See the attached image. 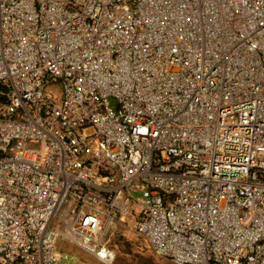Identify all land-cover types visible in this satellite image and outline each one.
<instances>
[{
  "label": "built area",
  "instance_id": "1",
  "mask_svg": "<svg viewBox=\"0 0 264 264\" xmlns=\"http://www.w3.org/2000/svg\"><path fill=\"white\" fill-rule=\"evenodd\" d=\"M126 221L264 264V0H0V264H107Z\"/></svg>",
  "mask_w": 264,
  "mask_h": 264
},
{
  "label": "rangeland",
  "instance_id": "2",
  "mask_svg": "<svg viewBox=\"0 0 264 264\" xmlns=\"http://www.w3.org/2000/svg\"><path fill=\"white\" fill-rule=\"evenodd\" d=\"M49 90L57 99H60L62 87L52 85ZM147 194H136L146 197ZM110 232L106 237L107 245L115 253L114 264H172L165 258L157 256L148 242L134 232L133 223L126 221ZM58 250L67 264H104L96 257L86 254L66 242H59Z\"/></svg>",
  "mask_w": 264,
  "mask_h": 264
},
{
  "label": "bare ground",
  "instance_id": "3",
  "mask_svg": "<svg viewBox=\"0 0 264 264\" xmlns=\"http://www.w3.org/2000/svg\"><path fill=\"white\" fill-rule=\"evenodd\" d=\"M114 261H115V257H114L113 260H111V261H107L106 263H107V264H114Z\"/></svg>",
  "mask_w": 264,
  "mask_h": 264
},
{
  "label": "crops",
  "instance_id": "4",
  "mask_svg": "<svg viewBox=\"0 0 264 264\" xmlns=\"http://www.w3.org/2000/svg\"><path fill=\"white\" fill-rule=\"evenodd\" d=\"M119 225H121V226H122L123 224H122V223H120ZM119 225H118V226H119ZM134 232H135V231H134ZM71 246H72V245H71ZM72 248H73V249H75L73 246H72Z\"/></svg>",
  "mask_w": 264,
  "mask_h": 264
},
{
  "label": "clouds",
  "instance_id": "5",
  "mask_svg": "<svg viewBox=\"0 0 264 264\" xmlns=\"http://www.w3.org/2000/svg\"><path fill=\"white\" fill-rule=\"evenodd\" d=\"M75 248V247H74ZM78 250V249H77Z\"/></svg>",
  "mask_w": 264,
  "mask_h": 264
}]
</instances>
